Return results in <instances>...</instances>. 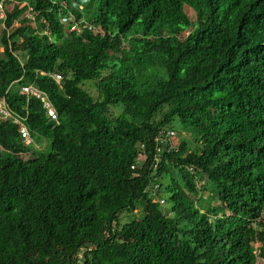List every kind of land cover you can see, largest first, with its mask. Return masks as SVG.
I'll return each instance as SVG.
<instances>
[{"label": "trees", "instance_id": "obj_1", "mask_svg": "<svg viewBox=\"0 0 264 264\" xmlns=\"http://www.w3.org/2000/svg\"><path fill=\"white\" fill-rule=\"evenodd\" d=\"M3 8L0 102L50 145L17 157L34 143L0 118V264H264V0ZM175 123L187 138L154 169Z\"/></svg>", "mask_w": 264, "mask_h": 264}, {"label": "built area", "instance_id": "obj_2", "mask_svg": "<svg viewBox=\"0 0 264 264\" xmlns=\"http://www.w3.org/2000/svg\"><path fill=\"white\" fill-rule=\"evenodd\" d=\"M0 19H5V14L3 11L2 4H0ZM54 79L57 83H59L61 81L62 77H61V75L57 74L54 76ZM22 93L26 94L28 96H35V97L43 100L45 102V107L49 109V117L52 120H57V113H56L55 109L52 108V106L49 102V98L45 93L35 89L33 86H24L22 88ZM0 118H2L4 120L11 121L14 124L16 123V124L20 125L19 132L21 134L23 142L26 145L33 144V139L31 138V134L25 125L26 120L23 117H21L20 115L14 114L13 112H11L10 109L8 108L5 100L0 102ZM174 138H175V132L171 131V130H169L167 132H161L159 134V137L156 139V142H158L159 145L157 146L158 155L155 158L154 169H156L158 163L161 160L160 159V153H161L160 144L166 143L167 141H172ZM173 147H174V144L171 143L169 146V150L173 149ZM158 202L160 204L164 203L163 200H158Z\"/></svg>", "mask_w": 264, "mask_h": 264}, {"label": "clouds", "instance_id": "obj_3", "mask_svg": "<svg viewBox=\"0 0 264 264\" xmlns=\"http://www.w3.org/2000/svg\"><path fill=\"white\" fill-rule=\"evenodd\" d=\"M5 1H8V0H2V2L0 1V4H2V7H3V5H4V2ZM15 1H20V0H15ZM21 7L22 8H24V7H26V8H28L27 9V12H26V16H28L29 18H32L31 17V12H32V8L27 4V2H25V1H22L21 2ZM3 11H4V8H3ZM4 14H5V12H4ZM5 20H6V14H5V19H0V30H1V32H2V30L5 28ZM73 20H74V17H73V14L70 12L69 13V16H68V18H64V19H62V21L65 23H69L70 21H72L73 22ZM18 26V25H17ZM88 29L89 31H95L96 33H100L102 36H104V33H102V32H100V31H98V29H96L94 26H92L91 24H89L88 25V23H86L84 26H79L78 24H74V25H72L71 27H70V32L71 33H74V34H81L83 31H84V29ZM46 34H48V32H46ZM42 75H46V73H41ZM55 75H57V74H49V76L50 77H52L53 78V80L55 81V79H54V76ZM56 82V81H55ZM61 82H62V79H61V81L59 82V83H57L58 85H61ZM28 86H33V85H28ZM24 87V86H23ZM22 87V88H23ZM34 87V86H33ZM22 88H21V93H22ZM35 89H37V90H39V91H41L40 89H38V88H36V87H34ZM41 92H43V91H41ZM43 93H45V92H43ZM23 94V93H22ZM46 94V93H45ZM24 95H26V94H24ZM47 95V94H46ZM35 97V96H34ZM37 98V97H36ZM2 102V101H1ZM169 130H171V131H174L175 132V138L172 140V141H167L166 143H163V144H160V148H161V153H160V159H161V157L163 156V154L164 153H170V152H172V151H175V150H178V148H179V144H180V140H182V138H181V134H179L178 135V130L177 129H175L174 127L173 128H164V129H162V130H160L159 131V133H158V135L155 137V139H154V143H155V158H156V156L158 155V153H157V146L159 145V143L158 142H156V139L159 137V134L161 133V132H167V131H169ZM180 137V138H179ZM171 143H173L174 144V147H173V149H171V150H169V146H170V144ZM141 147V149H143V147L144 146H140ZM142 161H145L144 159H142V160H140L139 162H138V164H139V166L140 167H142L143 166V162ZM133 168H135V167H133ZM132 168V169H133ZM256 245V244H255ZM254 245V246H255ZM256 247V246H255ZM259 247H260V244H259Z\"/></svg>", "mask_w": 264, "mask_h": 264}, {"label": "rangeland", "instance_id": "obj_4", "mask_svg": "<svg viewBox=\"0 0 264 264\" xmlns=\"http://www.w3.org/2000/svg\"><path fill=\"white\" fill-rule=\"evenodd\" d=\"M187 35L188 34H186L185 36H187ZM2 52H3V48L0 46V53H2ZM83 88L87 89L88 92H90L92 97H94L95 99L98 97V91L96 89L95 82H85V83H83ZM111 110H112V114L114 116H116V117L119 116L121 114V112H122L121 108H112ZM173 127L175 129H180V125L178 123H175L173 125ZM177 132H178V135L181 134V138L182 139H184V138L186 139L187 138V134H185L183 132L181 133L179 131H177ZM31 138L34 141L33 142L34 144H33V149H31L30 152L23 153L20 156H17V155H14V154H11V155H14V156H17V157H21L24 160H29V159L34 158V157H45L47 155L48 150H49V145H50L49 140L46 137H44V135H42V133H39L38 131H35L31 135ZM198 186H200V184ZM212 192L213 191L210 190L209 192L203 194L204 198L212 199L213 198V193ZM155 201H157V200H155ZM122 221H124V219ZM212 221H215V219L213 218ZM255 246H256L255 248L257 249L256 253L258 254L259 253V244H256ZM258 264H263V261L261 259H258Z\"/></svg>", "mask_w": 264, "mask_h": 264}]
</instances>
